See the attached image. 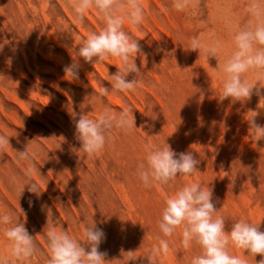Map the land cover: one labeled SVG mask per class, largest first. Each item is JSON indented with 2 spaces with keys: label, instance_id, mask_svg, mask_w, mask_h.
<instances>
[{
  "label": "rangeland",
  "instance_id": "1",
  "mask_svg": "<svg viewBox=\"0 0 264 264\" xmlns=\"http://www.w3.org/2000/svg\"><path fill=\"white\" fill-rule=\"evenodd\" d=\"M247 2L197 0L194 9L181 12L173 0H142L143 24L135 27L125 18L123 25L146 54L135 61L142 82L134 91L102 98L99 90L111 87L108 77L120 66L119 58L93 65L77 56L89 33L104 27L102 14L91 8L77 23L68 0H0V135L10 142L0 152V214L19 217L35 237L39 254L30 264H45L48 258V227L79 241L93 222L106 234L99 250L111 264H124L122 250L145 256L162 237L157 221L164 201L190 183L212 188L226 230L243 217L264 231V141L256 142L247 123L248 111L256 110L257 123L264 125V99L253 94L244 103L220 102L218 61L188 50L192 37L206 44L219 40L222 63L234 50L235 31L249 19ZM73 59L81 65L77 80L63 70ZM246 77L252 83L258 79L254 71ZM259 79L264 84V76ZM127 106L137 128L113 130L92 157L79 151L72 112L96 119L105 107L119 114ZM165 143L176 153L193 151L200 160L198 172L178 177L173 186L145 188L135 171L150 147ZM26 147L31 161L18 159L17 151ZM30 164L41 193H30L26 186L19 197ZM49 210L53 215L46 226ZM180 232L162 237L170 252L160 264H190L198 253L197 246L182 248ZM7 245L0 231V256L14 259ZM230 251L244 256L242 250ZM246 259L254 264L252 257Z\"/></svg>",
  "mask_w": 264,
  "mask_h": 264
},
{
  "label": "clouds",
  "instance_id": "2",
  "mask_svg": "<svg viewBox=\"0 0 264 264\" xmlns=\"http://www.w3.org/2000/svg\"><path fill=\"white\" fill-rule=\"evenodd\" d=\"M197 0H173L176 11H188L196 7ZM77 23H82L85 13L95 8L105 21L104 27L97 33L91 32L77 48V56L86 63L96 64L109 57L119 58L120 66L109 75L111 87H101L100 97H107L114 92L134 91L141 83V68L136 64L137 57H145L139 43L140 39L133 38L124 31V19L140 27L146 19L142 0H68ZM245 11L249 16L247 23L239 27L233 37L234 50L222 63L220 62L221 42L215 40L210 44L204 43L198 37H192L188 50L203 53L207 58L213 57L218 61V68L223 73L222 93L218 100L229 99L232 103H244L255 94L264 99L261 90L264 84L259 77L264 76V0H248ZM79 59L64 67L66 76L71 80L79 79L81 67ZM254 71L258 75L256 83L250 82L246 74ZM130 74H135L129 80ZM259 82V83H258ZM251 116L247 120L256 142L264 141V125L257 123L259 111L249 110ZM78 115V118H76ZM74 117L75 138L80 142L79 151L87 157L101 152L106 143L112 138L113 130L123 133L133 131L135 119L133 108L124 107L119 114L105 107L98 118H89L87 113ZM10 145L9 137L0 135V152ZM18 152L19 160L31 161V154L26 147ZM200 160L193 151L176 153L168 143L156 148H149L145 160L141 162L135 174L145 188L154 185L173 186L180 176H191L198 172ZM35 165L30 164L25 169L26 181L18 186L19 197L25 187L30 193L39 195L40 187L31 177ZM31 203V202H30ZM22 214L25 213L21 209ZM213 200V190L199 183L185 184L179 187L173 195L164 201L161 215L157 221L162 237H172L180 229L181 246L189 250L197 246L199 251L193 255L190 264H248L246 257H252L254 264H264V231L260 223H252L241 217L233 220L230 229L226 230V220L219 214ZM47 224L53 215L48 211ZM0 231L8 241V251L14 259L0 256V264H30L33 257L39 254L36 239L25 227V222L12 213L0 214ZM47 239L48 258L45 264H111L107 253L99 250L106 234L103 229L93 222L83 229V239L77 240L67 231H57L55 226L48 227L45 233ZM157 237L158 244L149 252L138 257L136 250L121 251L124 264H160L161 258H166L170 252L169 241ZM242 250L244 256L233 254L230 249ZM260 256L258 261L255 257ZM120 260V259H119Z\"/></svg>",
  "mask_w": 264,
  "mask_h": 264
}]
</instances>
